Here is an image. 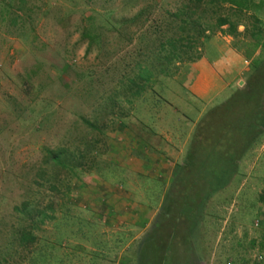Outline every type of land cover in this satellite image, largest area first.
I'll return each instance as SVG.
<instances>
[{"label": "rangeland", "instance_id": "obj_1", "mask_svg": "<svg viewBox=\"0 0 264 264\" xmlns=\"http://www.w3.org/2000/svg\"><path fill=\"white\" fill-rule=\"evenodd\" d=\"M187 1L0 0V256L5 258L0 263L19 264L22 260L20 264H51L52 260H42L39 253L47 256L48 247L55 246L53 244L61 230L55 226L56 221L31 229L29 213H26L29 217L24 220L15 209L30 196L35 199V183L40 184L39 172L46 150L61 147L72 152L81 148L82 141L90 136L100 139L93 131L89 133L84 129L81 118L90 123L104 124L101 138L106 147L99 144L100 151L89 173L72 178L70 192L58 199L60 207H57L54 218L67 212L75 219L74 222H78L87 218L86 211H100V230L106 236L119 230L116 234L119 239L116 240L125 238L126 244L123 245L122 241L123 248L117 251V261L128 259L122 256H133L161 203L156 187L151 191L152 183L148 188L141 187L137 179L139 173H135L134 167L136 163L144 162L142 168L149 169L153 163L158 165L159 161H164L165 165L172 164L175 168L182 162L187 148L182 153L180 145L175 154L166 151L143 153L139 152L140 149H131L132 143L122 136L128 134L129 138L134 133L146 142L156 139L158 133H163L161 130L166 128L157 120V116L166 114L168 117L169 112L165 110L163 104L167 102L162 98L147 99L153 93L150 90L144 99L133 101L129 112V105L121 94L126 93L124 86L127 78H134L133 74L140 72L136 67L133 70V66L143 59V54L148 53L149 48L144 47L152 46V41L159 35L158 31L161 35L166 32L170 14ZM252 2L253 6L246 14L256 16L264 31V0ZM135 16L133 25L131 19ZM155 27L157 31L152 34L150 31ZM238 31L241 33L238 32L236 38L242 35L249 38L244 34L243 26H239ZM87 33L95 40L85 38ZM218 34H226L225 28L210 38ZM258 46L261 56L245 65L249 71L241 76L244 83L253 64L264 57V34ZM188 63L184 62L178 68L177 75L172 77H177ZM244 83L240 84V88ZM237 88L235 86L234 90ZM183 107L177 102L180 111L196 113L191 106ZM182 122L178 132L187 135L190 133L189 123ZM120 123L125 128L123 125L120 127ZM157 124L161 125L158 130ZM99 145L95 146L98 148ZM158 147L162 148L163 144L158 142ZM262 152L264 150L254 152L253 158L264 155ZM144 154L145 157L150 155L154 161L144 158ZM262 159L257 166V169L263 168L258 171L260 174L256 172L257 182L243 186L242 191L236 192L242 194L243 198L236 195L229 202L230 191H223L206 202L191 237L193 260L197 264H264V228L254 227L260 219L251 211L247 213L243 210L249 203H255L264 212L261 199L264 195V180H261L264 179V157ZM113 164L120 169L125 181H121L123 177L120 175L106 177L114 173ZM175 171L161 174L170 178ZM95 178L99 179L100 184L104 182L98 188L90 185L95 184ZM104 186L117 196L116 199L119 198L118 201L110 205L104 203L102 199L109 193ZM48 188L46 185L42 197L37 195L44 198L40 204L42 207L54 198ZM89 195H94L95 201H91ZM132 206L147 210V213L137 217L142 219L140 228L134 227L137 225L134 217L139 212L133 214ZM124 208L128 211H124ZM108 209H119V214L132 215L133 219L125 221L116 218L117 224L114 226L115 220L110 219ZM262 217L264 215L261 214ZM21 230L31 232L36 241L25 248L20 247L16 234ZM70 241L63 242L62 246H73ZM252 241L255 242L253 245ZM81 246L87 250L86 246ZM259 257L262 260H258Z\"/></svg>", "mask_w": 264, "mask_h": 264}, {"label": "trees", "instance_id": "obj_2", "mask_svg": "<svg viewBox=\"0 0 264 264\" xmlns=\"http://www.w3.org/2000/svg\"><path fill=\"white\" fill-rule=\"evenodd\" d=\"M252 6V0H189L178 7L167 20L166 32L161 35L158 31L159 35L152 41V46L144 47L149 48L148 53L143 54V59L133 66V70L136 67L140 71L133 74L136 78L128 77L126 80L124 91L127 94L123 93L121 96L126 99L124 102L129 105V112L133 101L142 99L159 77L177 75L178 68L184 62L198 60L203 44L215 32L225 28L229 36L235 37L239 26H243L245 35L256 43L260 42L264 34L261 21L256 16L246 14ZM135 18L136 16L131 19L133 25ZM156 31L157 27L150 32L154 34ZM85 38L95 40L88 33ZM132 72L131 70L130 73ZM119 94L116 95L120 96ZM127 113L123 115L126 116ZM263 118L264 57L259 63L253 64L252 71L239 90L200 119L187 152L182 162L176 165L177 170L168 186L160 178L151 177L150 174L137 175L141 187L148 188L152 183V192L153 187H156L161 203L133 256H122L128 259L124 258L120 264H197L193 260L191 237L197 229L201 211L212 196L223 191H230L229 202L236 195L243 198L242 194H236L239 182L232 183L231 176L235 172H238L237 176L244 173L243 168L238 170L237 164L250 160L248 153L253 148L252 143L257 146L263 141ZM80 121L87 132L93 131L100 139L90 136L82 141L81 148L72 152L61 147L46 150L42 170L39 172L40 184L35 183V199L30 196L15 212L24 220L30 216L31 229L50 221H56L55 226L61 229L53 244L55 246H47L48 255L39 253L42 260H52L54 264H116L117 251L123 248L122 241L123 245L126 241L121 237V240H116L118 236L114 234L106 236L100 230V211H86L87 218L78 222H74L75 219L67 212L54 218L58 199L70 192L72 178L77 179L80 175L89 173L100 151V145L106 147L101 138L105 130L104 124L90 123L84 118ZM121 125L123 124L120 123V127ZM122 127L125 128L124 125ZM113 166L114 173L107 174L106 177L122 176L120 169L114 164ZM260 169H263L262 166L256 169L258 174ZM121 181H125V178ZM46 185L54 198L42 207L40 204L44 198L41 197ZM261 199L264 202V195ZM155 201L157 198L154 199V204ZM256 206L255 203H249L243 210L261 217L256 213ZM16 239L20 247L24 248L36 241L31 232L23 230L16 234ZM65 241H70L73 246L64 248L62 245ZM81 245L86 246L87 250L82 249ZM0 260L5 258L0 256ZM0 264L9 263L4 261Z\"/></svg>", "mask_w": 264, "mask_h": 264}, {"label": "crops", "instance_id": "obj_3", "mask_svg": "<svg viewBox=\"0 0 264 264\" xmlns=\"http://www.w3.org/2000/svg\"><path fill=\"white\" fill-rule=\"evenodd\" d=\"M260 56L261 54L258 43H256L253 39L243 35L236 38L233 36H229L226 33L224 35L218 34L208 39L205 42L204 53L201 58L194 62H190L187 65H184L180 70L181 72L179 71L177 77L164 76L163 78L158 79L154 88L150 90L153 93L152 95L148 96L147 99L151 100L152 98L156 99V97H160L162 98V100L168 103L167 104L164 102L163 104L165 106V110L169 112L167 114L168 117H166V114L157 116V120H159L160 123H163L166 127L164 130H161L164 132L160 134L157 132L158 127L161 126L160 124H157V130L155 132L158 133V136H156V139L149 140V142H146L143 139L137 137L136 135L138 134L135 135L134 133L131 134L129 138L128 134H125L122 137L132 143L130 146L131 149H138V151L140 149L139 152L155 153L166 151L171 154H175L177 153V148L182 145L183 153V151H185V149L188 147V144L193 136L195 126L198 124L200 119L210 109H213L225 103L232 94L240 89V84L244 83L241 81V76L246 72L248 73L249 71V69L246 68L245 65L247 66L248 63H252L254 60L256 61ZM235 86H237L238 88L234 90ZM167 96H169V99H171L170 103L168 102L169 99L167 98ZM177 102L181 107L191 106L193 110L196 111V113L191 112L190 110L180 111V109L177 108ZM171 113L173 114L171 115ZM188 113H191L192 115H189ZM182 121H186L189 123L190 133L187 135L178 132L179 127H181L183 124ZM169 130H173L174 132L172 133ZM175 137L178 139H176ZM158 142H161L163 144L162 148L158 147ZM173 146L175 147L174 149L172 148ZM251 146L253 148L251 150H249L250 148L248 149L250 160L243 161L242 163L237 164L238 170H240L241 168L244 169V173H242L243 175L241 174L237 176L238 172H235L234 175L231 176L232 183L239 182L237 183L238 193L242 191L243 186H249L255 184V181L257 182L256 169L259 164L258 162L262 161V158L264 157V155H260L256 157V159L253 158L254 152L264 150V139L261 144L256 146L252 143ZM262 154H264V152H262ZM142 156L154 161V159L148 154L146 155V157L145 154ZM252 160H254V162ZM143 163H136L134 167L135 173H139L142 175L150 174L151 177L160 178L165 186H168L170 184L175 173L170 178H166L161 173L170 172L171 174L173 169L177 170L175 169L176 167L174 168V166H171L172 164H168L165 162V165L164 161H159L158 165L153 163L152 166H149V169L142 168ZM152 172L155 173L153 174ZM98 180V178H95V184L92 183L90 185L98 188V186L104 183L101 180L102 182L100 184ZM103 188H107L109 191V193H106L107 196L105 195V198L102 199L103 201H105L104 203L110 205L111 202L118 201L119 198L116 199L117 196L115 194H112L110 192L111 190L107 186H104ZM94 197V195H89L91 201H95ZM127 197L130 198V194H128ZM132 209H134L133 214L139 212L134 217V219H136V221L134 220V223L137 224H134V227L138 226L137 228H140V225H142V219L137 217L142 214L144 215V212L147 213V210L143 209V207L136 206H132ZM255 209L257 214L264 215V212L263 210H261L259 205H257ZM118 210L119 209H108L109 213L111 214L110 219L115 220L114 226H116L117 224L116 218L120 217L119 219H124L125 221L127 219H133L131 218L132 215H127L126 213L119 214ZM93 211L95 212L96 210ZM124 211H128V209L124 208ZM258 219L260 220L257 221L256 224H258V227L260 228L264 226V220H262L264 218L262 217L261 219V217H258ZM110 226L113 227V225ZM117 232H119V230H114L111 234L116 235ZM251 243L253 245L255 242L252 241ZM258 260H262V257H259ZM120 263L121 260L117 261L116 264Z\"/></svg>", "mask_w": 264, "mask_h": 264}, {"label": "built area", "instance_id": "obj_4", "mask_svg": "<svg viewBox=\"0 0 264 264\" xmlns=\"http://www.w3.org/2000/svg\"><path fill=\"white\" fill-rule=\"evenodd\" d=\"M254 227H258V224H254Z\"/></svg>", "mask_w": 264, "mask_h": 264}]
</instances>
